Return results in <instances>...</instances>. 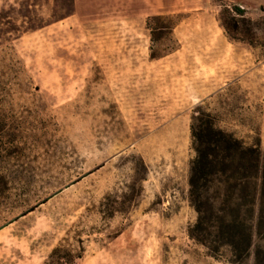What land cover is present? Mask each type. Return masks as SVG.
Returning <instances> with one entry per match:
<instances>
[{
  "label": "rangeland",
  "instance_id": "rangeland-1",
  "mask_svg": "<svg viewBox=\"0 0 264 264\" xmlns=\"http://www.w3.org/2000/svg\"><path fill=\"white\" fill-rule=\"evenodd\" d=\"M155 14L177 48L152 58ZM198 104L264 155V0H0V226L34 264H264V226L243 259L189 235Z\"/></svg>",
  "mask_w": 264,
  "mask_h": 264
},
{
  "label": "trees",
  "instance_id": "trees-1",
  "mask_svg": "<svg viewBox=\"0 0 264 264\" xmlns=\"http://www.w3.org/2000/svg\"><path fill=\"white\" fill-rule=\"evenodd\" d=\"M234 10L239 16L229 10L224 11L228 16L220 15L221 26L231 38L245 33L252 40L250 31L256 33L259 22L245 18L237 6ZM175 17L155 14L147 18L150 57H160L177 48L173 38ZM5 125L1 123L0 129ZM190 140L194 155L189 165L188 196L196 219L189 227V235L213 256L226 246L232 259H243L254 231L264 226V155L258 144H246L220 128L201 104L195 106L190 118ZM49 256L53 264H65L80 254L73 255L56 246Z\"/></svg>",
  "mask_w": 264,
  "mask_h": 264
},
{
  "label": "crops",
  "instance_id": "crops-1",
  "mask_svg": "<svg viewBox=\"0 0 264 264\" xmlns=\"http://www.w3.org/2000/svg\"><path fill=\"white\" fill-rule=\"evenodd\" d=\"M12 222L0 226V264H34L32 247L15 239L12 235Z\"/></svg>",
  "mask_w": 264,
  "mask_h": 264
}]
</instances>
